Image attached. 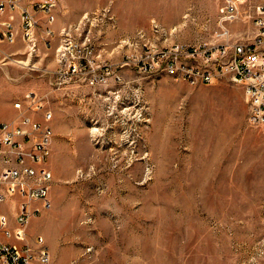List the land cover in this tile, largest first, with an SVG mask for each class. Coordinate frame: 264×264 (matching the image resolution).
Listing matches in <instances>:
<instances>
[{"label": "rangeland", "instance_id": "obj_1", "mask_svg": "<svg viewBox=\"0 0 264 264\" xmlns=\"http://www.w3.org/2000/svg\"><path fill=\"white\" fill-rule=\"evenodd\" d=\"M39 1H20L38 18L35 55L18 33L0 65V123L32 100L37 121L51 113V209L29 240L51 264H264V126L248 124L242 87L143 73L146 47L223 43V0H54L52 25ZM234 1L226 28L252 43L263 0ZM66 28L90 52L75 73L56 54Z\"/></svg>", "mask_w": 264, "mask_h": 264}, {"label": "built area", "instance_id": "obj_2", "mask_svg": "<svg viewBox=\"0 0 264 264\" xmlns=\"http://www.w3.org/2000/svg\"><path fill=\"white\" fill-rule=\"evenodd\" d=\"M21 0H0V65L11 54L6 46L16 43L20 27L28 28V36H21L28 55H35L37 42L34 36L39 27L33 11H22ZM54 0H40L34 5L37 13L45 17V23L55 22ZM256 18L253 25L255 34L250 43L231 36L228 24L240 17L234 0H223L218 10V24L226 40L223 43L197 42L192 45L177 44L176 49H161L160 56H147L143 73L164 75L176 82L191 86H210L222 78L242 87L247 104V122L250 126H264V0L254 6ZM53 36L50 29L44 33ZM59 45H64L61 65L75 73L81 65L83 55L90 52L72 38L66 28V36H59ZM98 82L87 80L89 86ZM31 94L25 96L29 99ZM33 99V98H32ZM32 104H26L24 112L15 124L0 123V206L9 203L14 227L9 229V218L0 211V264H51V255L42 236L29 240L23 220H33L51 209L49 189L52 180L47 169L50 155L52 131L49 128L51 113L45 111L42 122L37 121ZM15 109H23L17 103ZM39 174H49L48 182H40Z\"/></svg>", "mask_w": 264, "mask_h": 264}, {"label": "bare ground", "instance_id": "obj_3", "mask_svg": "<svg viewBox=\"0 0 264 264\" xmlns=\"http://www.w3.org/2000/svg\"><path fill=\"white\" fill-rule=\"evenodd\" d=\"M32 8V7H31ZM29 9V8H28ZM27 8L22 7V11H29ZM20 34L21 36H28V28L27 27H20ZM63 36V35H61ZM60 48V47H59ZM58 48V49H59ZM168 49V48H167ZM170 49H176V46L171 47ZM158 51V50H157ZM154 54V53H151ZM161 55V52L158 56ZM61 63V62H60ZM1 95H0V100H1ZM16 108V107H15ZM39 181L40 182H48L49 181V174H39ZM27 220H23V223L25 224Z\"/></svg>", "mask_w": 264, "mask_h": 264}, {"label": "crops", "instance_id": "obj_4", "mask_svg": "<svg viewBox=\"0 0 264 264\" xmlns=\"http://www.w3.org/2000/svg\"><path fill=\"white\" fill-rule=\"evenodd\" d=\"M10 114H11V112H10ZM29 223H30V220H27L25 224L23 223V229H27Z\"/></svg>", "mask_w": 264, "mask_h": 264}]
</instances>
